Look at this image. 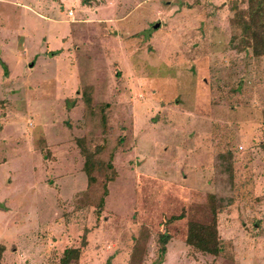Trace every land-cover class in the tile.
Wrapping results in <instances>:
<instances>
[{"label": "rangeland", "instance_id": "rangeland-1", "mask_svg": "<svg viewBox=\"0 0 264 264\" xmlns=\"http://www.w3.org/2000/svg\"><path fill=\"white\" fill-rule=\"evenodd\" d=\"M249 5L0 0V264H264V55L232 21ZM78 138L104 164L90 185ZM209 194L217 255L185 242Z\"/></svg>", "mask_w": 264, "mask_h": 264}, {"label": "trees", "instance_id": "trees-1", "mask_svg": "<svg viewBox=\"0 0 264 264\" xmlns=\"http://www.w3.org/2000/svg\"><path fill=\"white\" fill-rule=\"evenodd\" d=\"M252 1V0H249ZM263 0H255V5H249L245 11H238L235 13L232 21L238 26L242 32L244 43L251 48L252 55L255 57L264 55V21H262L261 16L264 11ZM262 11H261V10ZM246 13L249 15L247 18ZM253 14V16H251ZM258 17V19H257ZM260 17V18H259ZM77 144L80 147V152L84 157V162L82 169L86 175L88 185L92 184L96 180L94 175L95 169L98 172H102L103 161L97 159V154L99 153V146L96 145L93 149L88 148L84 145L83 139L78 138ZM112 155L110 159L106 162V167L110 168L113 172L109 175H105L106 182L104 183L103 197L100 198L99 205L104 203V196L108 194L107 182L111 181L114 177V167L111 162ZM215 195L209 194L208 199L211 204V219L209 222H199L190 220L187 224V231L185 242L186 244L192 246L197 251L217 255L220 253L222 246L220 238L218 235L217 221H216V209L213 206L215 203ZM183 214L178 216H172L170 219H176L182 217ZM84 238V236H83ZM170 235L166 232L159 233V253L164 255L166 251V244L170 239ZM85 243V238L82 244ZM4 246L0 244V260L2 258V252ZM78 248H66L60 258L62 264H69L71 259H78L79 256Z\"/></svg>", "mask_w": 264, "mask_h": 264}, {"label": "crops", "instance_id": "crops-1", "mask_svg": "<svg viewBox=\"0 0 264 264\" xmlns=\"http://www.w3.org/2000/svg\"><path fill=\"white\" fill-rule=\"evenodd\" d=\"M26 50L24 49V50H22L21 52H20V54L19 55H22L23 57H25L26 56Z\"/></svg>", "mask_w": 264, "mask_h": 264}, {"label": "water", "instance_id": "water-1", "mask_svg": "<svg viewBox=\"0 0 264 264\" xmlns=\"http://www.w3.org/2000/svg\"><path fill=\"white\" fill-rule=\"evenodd\" d=\"M158 25H159V23L156 22V23L153 25V27L156 28V27H158Z\"/></svg>", "mask_w": 264, "mask_h": 264}, {"label": "built area", "instance_id": "built-area-1", "mask_svg": "<svg viewBox=\"0 0 264 264\" xmlns=\"http://www.w3.org/2000/svg\"><path fill=\"white\" fill-rule=\"evenodd\" d=\"M70 13V12H69Z\"/></svg>", "mask_w": 264, "mask_h": 264}]
</instances>
